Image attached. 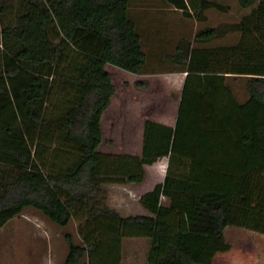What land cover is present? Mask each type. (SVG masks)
Returning <instances> with one entry per match:
<instances>
[{"label": "trees", "instance_id": "1", "mask_svg": "<svg viewBox=\"0 0 264 264\" xmlns=\"http://www.w3.org/2000/svg\"><path fill=\"white\" fill-rule=\"evenodd\" d=\"M10 1L0 0V230L33 208L61 227L79 222L82 242L65 235L62 264H123L127 237L151 239L148 264H264V0H237L251 9L240 21L204 27L167 55L181 68L177 110L173 94L161 96L169 110L148 113L135 154L102 150L103 120L117 93L108 66L150 87L130 17L142 0H23L15 21H3ZM166 1L198 22L231 10ZM230 32L236 44L206 46ZM239 76L245 102L229 85ZM163 158L166 177L139 197L140 213L109 206L108 186L141 185Z\"/></svg>", "mask_w": 264, "mask_h": 264}, {"label": "rangeland", "instance_id": "2", "mask_svg": "<svg viewBox=\"0 0 264 264\" xmlns=\"http://www.w3.org/2000/svg\"><path fill=\"white\" fill-rule=\"evenodd\" d=\"M22 1L11 0L8 2L9 10L3 21H15L18 7ZM215 1L230 5L231 10L224 13L210 9L206 12L208 17L206 22H198L194 19L186 18L182 11L175 9L166 0H142L130 3V17L136 23L147 55L144 76L150 78L151 82L149 89L146 92H141L134 85V76L108 66L112 72L113 81L117 86V93L103 120L105 136V142L102 146L103 151L140 153L142 148V126L144 120L149 116L148 113H152L150 118L162 119V113L169 110L168 108V110L163 108L168 101L161 100V96L173 94L175 100L172 101L171 111L177 110L176 99H180L181 95V91L177 88L181 81L179 73L181 68L172 64L168 60L167 55L175 51L181 40L193 39L198 30L207 26L218 27L236 23L251 11L250 8H242L237 0ZM239 38L240 33L230 32L206 46L232 45L236 44ZM0 43L1 55L4 48L1 39ZM246 81V76L229 79V85L240 102H245L249 97ZM55 86V94L51 96L48 105V109L52 112L61 105V96L58 94L57 84ZM110 141L113 143H109ZM169 165L168 158H163L158 159L154 164L146 166V178L140 186L136 185L134 187L133 198L131 197L132 190L129 189L130 200L128 203L123 204L127 208L126 214L140 213L137 199L143 193L152 190L158 183L164 181L170 167ZM175 166L173 167L172 165L171 169L177 171L178 168ZM109 190L110 192L112 191V194L116 193L117 197H121L120 195L124 194V192L122 193L116 188H109ZM116 196L115 198H117ZM163 202L168 205L170 204V199L165 198ZM34 214L38 215L39 218L37 221L41 229L40 238L33 236L34 229H32V225L30 227ZM78 226L79 224H77L75 219L66 227L58 226L37 210L28 208L22 214L9 221L0 231V264H25L26 262L33 264L38 259L37 255L43 258L50 253L53 255L55 264L63 263L69 251V244L65 235L71 233L75 242L79 243ZM30 233H33L32 237H30ZM29 253L33 254L32 259H27L26 261V255L28 256Z\"/></svg>", "mask_w": 264, "mask_h": 264}, {"label": "crops", "instance_id": "3", "mask_svg": "<svg viewBox=\"0 0 264 264\" xmlns=\"http://www.w3.org/2000/svg\"><path fill=\"white\" fill-rule=\"evenodd\" d=\"M135 186L136 185H132V184L108 186V189L109 188L110 189L116 188V189L120 190L122 193L124 192L125 195L127 194V196H125L124 194L121 193L122 194V195H120L121 197H117L116 193L112 194V191L110 192V190H108L109 206L120 211L122 214L127 215L125 212L127 208H125V205H123V204L128 203V201L130 200L129 189L132 190L131 191V193H132L131 197L133 198V196H134V190L133 189ZM138 186H140V185H138ZM115 196L117 198H115ZM140 210H141V208H140ZM129 214H131V213H129ZM32 217H33V219L30 222V227L32 225V229H34V235H33V233L32 234L30 233V237H32V235H33L36 238H38V237L40 238L41 229H40L39 223L37 221V219H39L38 215L34 214ZM77 224H79V222H77ZM74 241H75V239H74ZM81 242H82V239H81V236L79 235V243H81ZM122 247H123V258H122L123 264H148L149 252L151 249V239L150 238H148V237H127V238L123 239ZM67 254H66V256H67ZM32 256H33V254L29 253L28 256L26 255V259L24 257H23V259H25L26 261H27V259L31 260ZM66 256H65V258H66ZM37 257H38V259H36V263H33V264H55L53 262L52 253H50L48 256L43 257V258H41V256H39V255H37ZM25 264H29V263L26 262ZM56 264H62V263H56Z\"/></svg>", "mask_w": 264, "mask_h": 264}, {"label": "built area", "instance_id": "4", "mask_svg": "<svg viewBox=\"0 0 264 264\" xmlns=\"http://www.w3.org/2000/svg\"><path fill=\"white\" fill-rule=\"evenodd\" d=\"M164 199H165V197H164V196H162V197H161V200H164Z\"/></svg>", "mask_w": 264, "mask_h": 264}]
</instances>
